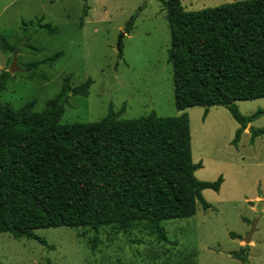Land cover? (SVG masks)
Segmentation results:
<instances>
[{
  "label": "trees",
  "instance_id": "1",
  "mask_svg": "<svg viewBox=\"0 0 264 264\" xmlns=\"http://www.w3.org/2000/svg\"><path fill=\"white\" fill-rule=\"evenodd\" d=\"M165 11L177 116L148 115L124 119L111 108L97 121L60 123L71 96L87 97L92 84L63 78L55 96L41 110L31 100L18 109L0 102V233L15 240L46 245L38 229L80 228L94 250L100 230L129 233L139 230L167 242L164 222L189 218L197 206L210 208L202 191H218L223 178L201 181L191 153L189 117L185 110L225 107L238 123L232 145L264 108L240 113L236 102L264 99V0H238L214 8L188 11L181 0H159ZM140 8L138 9V11ZM87 15L84 6L80 23ZM136 14L123 32L133 30ZM22 23L28 43L34 28ZM47 34L57 27L36 22ZM32 29V31H31ZM27 48L39 52L30 45ZM0 50L16 51L0 31ZM62 52L27 61V80H47ZM8 71L0 74V95ZM249 143L264 136V128L249 127ZM247 247L231 255L247 261Z\"/></svg>",
  "mask_w": 264,
  "mask_h": 264
},
{
  "label": "rangeland",
  "instance_id": "2",
  "mask_svg": "<svg viewBox=\"0 0 264 264\" xmlns=\"http://www.w3.org/2000/svg\"><path fill=\"white\" fill-rule=\"evenodd\" d=\"M238 0H181L188 11L214 8ZM84 6L87 15L81 25ZM140 10L138 11V9ZM136 14L133 30L125 34L128 19ZM32 21L27 48L22 23ZM57 27L47 34L36 22ZM31 29V31H32ZM0 31L16 51L0 50V74L13 59L20 71L9 73L1 103L18 109L36 101V110L59 91L64 77L75 86L91 79L87 97L71 96L60 123L93 122L111 108L124 119L155 112L177 116L172 87V65L168 61L170 34L159 0H0ZM63 56L42 70L47 80H27L22 73L27 61H41L55 52ZM243 115L264 108V99L236 102ZM189 117L191 153L202 167L195 172L201 181L220 176L218 191L206 189L210 204L197 206L189 218L163 223L168 241L158 242L139 230L117 233L100 230L99 244L92 250L80 228L64 226L35 230L46 245L15 240L0 233V264H264V136L249 143L241 135L232 145L238 123L225 107L185 110ZM249 126L264 128V115ZM252 231L251 240L244 242ZM247 247V261L231 253Z\"/></svg>",
  "mask_w": 264,
  "mask_h": 264
},
{
  "label": "water",
  "instance_id": "3",
  "mask_svg": "<svg viewBox=\"0 0 264 264\" xmlns=\"http://www.w3.org/2000/svg\"><path fill=\"white\" fill-rule=\"evenodd\" d=\"M15 70L20 71V69L16 65V60L13 59L12 62H11L10 67L8 68V72L9 73H13ZM251 234H252V231L249 232V234L247 235V237L244 239V242L245 243H248L251 240Z\"/></svg>",
  "mask_w": 264,
  "mask_h": 264
},
{
  "label": "crops",
  "instance_id": "4",
  "mask_svg": "<svg viewBox=\"0 0 264 264\" xmlns=\"http://www.w3.org/2000/svg\"><path fill=\"white\" fill-rule=\"evenodd\" d=\"M249 125H250V124H249ZM249 125H248L247 129H245L241 135H245V134L249 133V127H250ZM254 143H255V142H254ZM236 146H237V145H236Z\"/></svg>",
  "mask_w": 264,
  "mask_h": 264
}]
</instances>
